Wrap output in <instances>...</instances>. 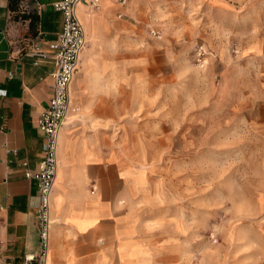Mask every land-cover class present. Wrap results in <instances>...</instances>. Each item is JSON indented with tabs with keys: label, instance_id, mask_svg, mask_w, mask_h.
Returning a JSON list of instances; mask_svg holds the SVG:
<instances>
[{
	"label": "rangeland",
	"instance_id": "374dc122",
	"mask_svg": "<svg viewBox=\"0 0 264 264\" xmlns=\"http://www.w3.org/2000/svg\"><path fill=\"white\" fill-rule=\"evenodd\" d=\"M119 15L85 28L68 129L143 172L152 261L264 264V0H131Z\"/></svg>",
	"mask_w": 264,
	"mask_h": 264
},
{
	"label": "crops",
	"instance_id": "0c3cea01",
	"mask_svg": "<svg viewBox=\"0 0 264 264\" xmlns=\"http://www.w3.org/2000/svg\"><path fill=\"white\" fill-rule=\"evenodd\" d=\"M57 1L23 0L27 14L37 18L31 26V19L12 12L10 0H0V264H23L25 255L39 251L38 184L26 178L25 164L36 172L43 157L37 121L53 94L63 29ZM110 4L91 21L86 20L91 9L80 6L82 25L102 26L100 33L123 26L118 14L124 7ZM84 73L79 70L72 84L74 105L86 91ZM60 148L47 264H158L151 258L159 248L151 227L159 217L137 199L145 189L143 172L69 129Z\"/></svg>",
	"mask_w": 264,
	"mask_h": 264
},
{
	"label": "built area",
	"instance_id": "2783aa9c",
	"mask_svg": "<svg viewBox=\"0 0 264 264\" xmlns=\"http://www.w3.org/2000/svg\"><path fill=\"white\" fill-rule=\"evenodd\" d=\"M129 1L59 0L54 3V9L63 15V29L54 55L53 94L49 106L37 121V128L44 136L43 157L36 172H31L25 164L26 178L35 179L38 184L39 208L36 216L39 227V251L36 254L25 255L23 264H47L53 225L50 214L51 195L59 168L60 134L72 111L71 88L81 67V56L87 46L85 29L78 16V8L84 5L97 11L105 2L125 6ZM23 9L28 11L24 5ZM35 55L39 59L46 58L42 53ZM198 63L201 66L207 63L203 48L198 53Z\"/></svg>",
	"mask_w": 264,
	"mask_h": 264
},
{
	"label": "bare ground",
	"instance_id": "6f19581e",
	"mask_svg": "<svg viewBox=\"0 0 264 264\" xmlns=\"http://www.w3.org/2000/svg\"><path fill=\"white\" fill-rule=\"evenodd\" d=\"M131 1V0H130ZM130 1L125 5V6H127L129 3H130ZM111 5V4H110ZM114 4H112V6H113ZM105 5L103 4V7H104ZM125 6H123V7H125ZM114 7H115V5H114ZM84 8V7H83ZM87 11V10H86ZM94 11H92V10H90L89 12H88V16L86 17V20H92L93 19V17H94ZM82 20V19H81ZM82 22H84L83 20H82ZM87 22H89V21H87ZM86 29H87V31L88 32H90V33H92L93 31H94V29L96 28V26H84ZM94 35V34H93ZM88 40H89V38H88ZM88 43H89V41H88ZM89 45V44H88ZM88 45H87V47L85 48V51L83 52V54H82V56H81V63H82V61H83V58H84V61H83V63L85 62V60H86V58H87V53L89 52V50L87 49L88 48ZM87 62V61H86ZM83 65V64H82ZM75 101H74V91H72V93H71V103H72V111L70 112V114H69V116H68V118H67V121H66V124H65V126H64V128L62 129V131H61V137H60V145H61V148H60V150L62 149V145H63V142H64V139H65V132L68 130V128H69V125H70V120H71V118L73 117V112H77V108L76 107H74V103ZM60 171V170H59ZM58 172V171H57ZM57 177V176H56Z\"/></svg>",
	"mask_w": 264,
	"mask_h": 264
},
{
	"label": "trees",
	"instance_id": "16d2710c",
	"mask_svg": "<svg viewBox=\"0 0 264 264\" xmlns=\"http://www.w3.org/2000/svg\"><path fill=\"white\" fill-rule=\"evenodd\" d=\"M23 0H10V8L14 14H17V18L21 17V19H31L30 25L33 26L36 21V16H31L27 14V12L23 9L22 5Z\"/></svg>",
	"mask_w": 264,
	"mask_h": 264
}]
</instances>
